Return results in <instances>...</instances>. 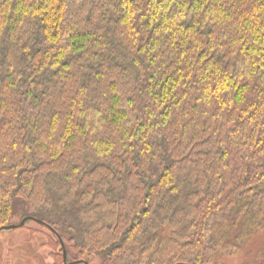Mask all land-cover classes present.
Here are the masks:
<instances>
[{
    "label": "trees",
    "instance_id": "obj_1",
    "mask_svg": "<svg viewBox=\"0 0 264 264\" xmlns=\"http://www.w3.org/2000/svg\"><path fill=\"white\" fill-rule=\"evenodd\" d=\"M24 217L65 264H212L264 228V0H0V227Z\"/></svg>",
    "mask_w": 264,
    "mask_h": 264
},
{
    "label": "rangeland",
    "instance_id": "obj_2",
    "mask_svg": "<svg viewBox=\"0 0 264 264\" xmlns=\"http://www.w3.org/2000/svg\"><path fill=\"white\" fill-rule=\"evenodd\" d=\"M18 222L16 218L10 223ZM56 241L50 230L33 221L0 230V264H65ZM88 264L103 263L93 257ZM212 264H264V228L256 231L242 246L241 242L235 248L219 246L213 253Z\"/></svg>",
    "mask_w": 264,
    "mask_h": 264
},
{
    "label": "water",
    "instance_id": "obj_3",
    "mask_svg": "<svg viewBox=\"0 0 264 264\" xmlns=\"http://www.w3.org/2000/svg\"><path fill=\"white\" fill-rule=\"evenodd\" d=\"M27 219H30V217H24L23 219H21L18 223H10V224H5V225H2L0 227V230H5V229H13V228H17V227H20L22 226L25 221ZM59 237V236H58ZM60 239V242H61V245L63 247V256H64V260L66 259V252H65V249H64V244H63V241L62 239L59 237ZM66 261V260H65ZM80 261L79 260H76V261H70V262H67V264H77L79 263ZM85 264H87V262H85Z\"/></svg>",
    "mask_w": 264,
    "mask_h": 264
},
{
    "label": "bare ground",
    "instance_id": "obj_4",
    "mask_svg": "<svg viewBox=\"0 0 264 264\" xmlns=\"http://www.w3.org/2000/svg\"><path fill=\"white\" fill-rule=\"evenodd\" d=\"M85 262H87V261H84V262H82V263H84L85 264ZM88 264V263H87Z\"/></svg>",
    "mask_w": 264,
    "mask_h": 264
},
{
    "label": "flooded vegetation",
    "instance_id": "obj_5",
    "mask_svg": "<svg viewBox=\"0 0 264 264\" xmlns=\"http://www.w3.org/2000/svg\"><path fill=\"white\" fill-rule=\"evenodd\" d=\"M84 264V263H83Z\"/></svg>",
    "mask_w": 264,
    "mask_h": 264
}]
</instances>
